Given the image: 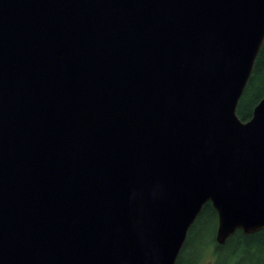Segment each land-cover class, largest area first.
Masks as SVG:
<instances>
[{
    "label": "water",
    "instance_id": "95a60500",
    "mask_svg": "<svg viewBox=\"0 0 264 264\" xmlns=\"http://www.w3.org/2000/svg\"><path fill=\"white\" fill-rule=\"evenodd\" d=\"M264 0H0V264H176L264 230Z\"/></svg>",
    "mask_w": 264,
    "mask_h": 264
},
{
    "label": "trees",
    "instance_id": "16d2710c",
    "mask_svg": "<svg viewBox=\"0 0 264 264\" xmlns=\"http://www.w3.org/2000/svg\"><path fill=\"white\" fill-rule=\"evenodd\" d=\"M264 98V45L256 60L252 76L240 100L237 114L249 121L257 104ZM218 215L211 203L204 206L191 227L176 264H264V230L252 235L241 231L224 245L216 242Z\"/></svg>",
    "mask_w": 264,
    "mask_h": 264
},
{
    "label": "rangeland",
    "instance_id": "374dc122",
    "mask_svg": "<svg viewBox=\"0 0 264 264\" xmlns=\"http://www.w3.org/2000/svg\"><path fill=\"white\" fill-rule=\"evenodd\" d=\"M209 260H210V255L208 256V259L204 264H211Z\"/></svg>",
    "mask_w": 264,
    "mask_h": 264
}]
</instances>
